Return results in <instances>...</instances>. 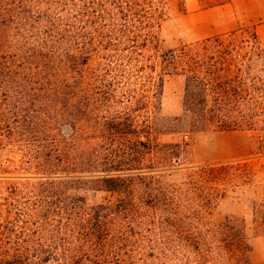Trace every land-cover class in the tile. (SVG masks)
Listing matches in <instances>:
<instances>
[{"label": "trees", "instance_id": "obj_1", "mask_svg": "<svg viewBox=\"0 0 264 264\" xmlns=\"http://www.w3.org/2000/svg\"><path fill=\"white\" fill-rule=\"evenodd\" d=\"M167 7L168 0H0V82L30 73L54 89L50 119L35 115L32 125L48 136L46 151L36 149L45 157L39 164L61 169L27 183L38 193L29 205L9 203L19 219L0 218V264H251L247 219L211 214L256 183L252 161L183 165L189 143L161 141L155 131L255 130L264 152V45L244 26L161 47ZM171 73L186 80L184 114L166 124ZM61 120L70 131L56 132ZM91 129L97 143L73 150ZM176 172L182 176L170 179ZM77 180L115 198L90 202L69 191ZM44 207L60 230L49 237L39 230L34 241L17 222ZM254 224L264 233V196Z\"/></svg>", "mask_w": 264, "mask_h": 264}, {"label": "rangeland", "instance_id": "obj_2", "mask_svg": "<svg viewBox=\"0 0 264 264\" xmlns=\"http://www.w3.org/2000/svg\"><path fill=\"white\" fill-rule=\"evenodd\" d=\"M221 1L223 0H168V19L163 25L164 40L161 47H180L185 43L226 34L244 26L254 28L264 45V0H229L224 3ZM28 74L30 73L22 75L25 78L20 80L16 78V73H9L7 76L2 75L6 80L0 82V218L4 214L10 219H19L16 211L8 212L12 209L9 204L11 200L18 198L22 205H29L38 193L29 191L26 185L30 184L27 183L38 184L36 182L40 179L50 181L45 176L46 173L61 171L48 163L39 164L45 157H41L36 149L46 151L43 139L48 136L45 131L38 132L39 136H36L38 133L32 125L35 115L47 117L48 101L52 100L50 96L54 89L45 82H39L33 74V79H29ZM185 85L186 80L182 74L171 73L165 77L162 118L166 124L172 123L169 119L184 114ZM137 89L140 90V87ZM27 115L31 116V121ZM67 122L61 120V124H55L56 132H62L64 129L70 131V125L65 124ZM164 125L160 124L158 127ZM185 127L175 131H155V136L161 141L189 143L188 150L182 155L183 165L234 159L252 161L258 175L256 183L224 197L212 211L211 217L213 220H221L229 214L244 216L253 237L251 264L264 262V233L259 234L254 228L255 201L264 196V152L261 149V133L249 129L182 131ZM91 132L83 135L85 140L78 137V145L73 150L97 143L98 138L94 137L92 129ZM179 172L174 173L170 179L180 178L182 174ZM16 185L23 188L18 195L12 191ZM70 186V192L85 195L93 203L115 198L109 191L96 189V182L77 180L70 182ZM49 210L51 211L46 207L36 210L35 213L28 210L24 221L17 222L25 227L28 238L36 241L39 230L40 234L44 233L43 237H49L53 232L60 230L58 222L50 220L53 216ZM187 264L212 263L189 261Z\"/></svg>", "mask_w": 264, "mask_h": 264}]
</instances>
